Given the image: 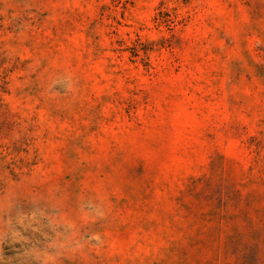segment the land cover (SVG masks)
<instances>
[{"label":"rangeland","instance_id":"374dc122","mask_svg":"<svg viewBox=\"0 0 264 264\" xmlns=\"http://www.w3.org/2000/svg\"><path fill=\"white\" fill-rule=\"evenodd\" d=\"M0 264H264V0H0Z\"/></svg>","mask_w":264,"mask_h":264}]
</instances>
